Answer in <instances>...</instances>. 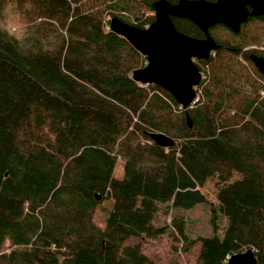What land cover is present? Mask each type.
Wrapping results in <instances>:
<instances>
[{
  "label": "trees",
  "instance_id": "obj_1",
  "mask_svg": "<svg viewBox=\"0 0 264 264\" xmlns=\"http://www.w3.org/2000/svg\"><path fill=\"white\" fill-rule=\"evenodd\" d=\"M156 1L0 0V264H163L145 244L167 227L179 241L189 220L177 211L200 205L213 235L198 237L195 264L249 249L264 264V76L250 59L264 58V19L209 30L219 48L195 61L198 100L184 109L133 79L147 59L109 28L113 17L147 28ZM214 178L217 203L202 192ZM109 199L101 227L95 213Z\"/></svg>",
  "mask_w": 264,
  "mask_h": 264
},
{
  "label": "water",
  "instance_id": "obj_2",
  "mask_svg": "<svg viewBox=\"0 0 264 264\" xmlns=\"http://www.w3.org/2000/svg\"><path fill=\"white\" fill-rule=\"evenodd\" d=\"M154 22L147 28H139L117 17L110 19L112 32L124 37L147 63L135 70L133 79L141 84H155L168 91L184 109L197 101L196 88L203 75L196 60H208L219 46L209 30L216 25H224L234 33H239L250 17L264 18V0H157L153 4ZM186 19L195 24L204 38H195L176 29L173 19ZM258 71L264 76V58L250 55ZM158 146L168 148L174 140L160 133L150 135ZM227 264H258L249 249L233 255Z\"/></svg>",
  "mask_w": 264,
  "mask_h": 264
},
{
  "label": "rangeland",
  "instance_id": "obj_3",
  "mask_svg": "<svg viewBox=\"0 0 264 264\" xmlns=\"http://www.w3.org/2000/svg\"><path fill=\"white\" fill-rule=\"evenodd\" d=\"M114 176L122 179L124 176L123 172V161L119 160L114 170ZM220 188V184L217 179L209 180L204 187L202 192L208 198L210 202L217 203V194ZM113 201L105 200L97 208L95 213V221L101 227H104L105 220L108 216L109 211L112 209ZM180 215L188 216V222L186 223V233L184 237H181L179 241L175 239L176 234L171 227H167L166 233L157 241L148 242L145 244L144 249L149 255H157L161 258L163 264H195L197 255L201 247V241L198 239L200 236H212L210 226V215L211 210L209 206L200 205L190 212L177 211ZM171 222V215L164 216L160 215L159 225L167 226ZM228 225L227 219L222 218L219 221V229L217 231L218 236L223 237L224 230ZM195 240V241H194ZM177 248V249H176Z\"/></svg>",
  "mask_w": 264,
  "mask_h": 264
},
{
  "label": "bare ground",
  "instance_id": "obj_4",
  "mask_svg": "<svg viewBox=\"0 0 264 264\" xmlns=\"http://www.w3.org/2000/svg\"><path fill=\"white\" fill-rule=\"evenodd\" d=\"M151 139H152V138H151ZM230 258H231V257H230ZM230 258H229V259H230ZM229 259H227L226 264H227V262L229 261Z\"/></svg>",
  "mask_w": 264,
  "mask_h": 264
},
{
  "label": "built area",
  "instance_id": "obj_5",
  "mask_svg": "<svg viewBox=\"0 0 264 264\" xmlns=\"http://www.w3.org/2000/svg\"><path fill=\"white\" fill-rule=\"evenodd\" d=\"M197 100H198V96H197Z\"/></svg>",
  "mask_w": 264,
  "mask_h": 264
},
{
  "label": "flooded vegetation",
  "instance_id": "obj_6",
  "mask_svg": "<svg viewBox=\"0 0 264 264\" xmlns=\"http://www.w3.org/2000/svg\"><path fill=\"white\" fill-rule=\"evenodd\" d=\"M261 18H263V17H261ZM264 19V18H263Z\"/></svg>",
  "mask_w": 264,
  "mask_h": 264
}]
</instances>
